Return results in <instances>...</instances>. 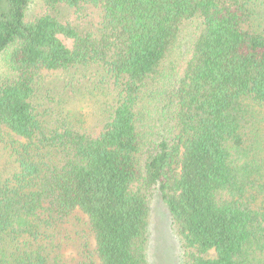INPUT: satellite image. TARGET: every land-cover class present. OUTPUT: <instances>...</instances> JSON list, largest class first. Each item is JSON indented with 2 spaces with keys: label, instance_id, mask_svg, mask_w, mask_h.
<instances>
[{
  "label": "trees",
  "instance_id": "1",
  "mask_svg": "<svg viewBox=\"0 0 264 264\" xmlns=\"http://www.w3.org/2000/svg\"><path fill=\"white\" fill-rule=\"evenodd\" d=\"M29 5L0 0V264H148L155 193L180 264H264V0Z\"/></svg>",
  "mask_w": 264,
  "mask_h": 264
},
{
  "label": "rangeland",
  "instance_id": "2",
  "mask_svg": "<svg viewBox=\"0 0 264 264\" xmlns=\"http://www.w3.org/2000/svg\"><path fill=\"white\" fill-rule=\"evenodd\" d=\"M41 0H30L29 13H33L40 8ZM188 30L180 41H187ZM62 42L70 47L72 40L63 35H59ZM176 49L172 55V60L178 61L177 67L182 66L181 47ZM174 62V63H175ZM3 70V62L0 60V73ZM149 222H148V242L147 259L148 264H180L181 242L175 232L171 216L157 193L149 198Z\"/></svg>",
  "mask_w": 264,
  "mask_h": 264
}]
</instances>
